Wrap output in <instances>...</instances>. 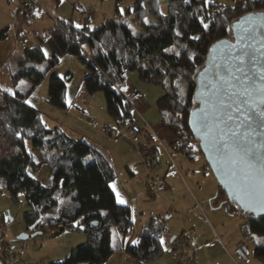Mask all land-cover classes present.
Segmentation results:
<instances>
[{"label": "trees", "instance_id": "1", "mask_svg": "<svg viewBox=\"0 0 264 264\" xmlns=\"http://www.w3.org/2000/svg\"><path fill=\"white\" fill-rule=\"evenodd\" d=\"M166 8V12H160L158 0H132L126 14L133 15L139 31H133L121 18H106L93 28H75L72 23L52 18L55 23L49 35L61 55L70 54L84 64L85 89L89 93L103 91L106 112L117 124L124 126L133 120L132 105L121 90L128 71H136L142 82L163 86L166 92L156 100L161 123L180 138L177 149L189 155L194 138L188 115L196 106V79L209 49L219 40L232 39V24L240 16L264 12V0H237L227 6L205 0H168ZM147 17L153 21L146 22ZM7 30V26L0 28V40L6 38ZM45 58L40 45L26 48L12 78L25 79L28 90L11 93L0 87V179L14 200L23 195L26 231L48 227L52 234L77 230L84 235V242L71 248L65 258L47 264H103L113 252L111 230L127 235L133 225L132 210L128 204L117 203L110 187L116 174L107 158L82 138L70 136L58 126H47L40 110L28 102L59 55L52 53L43 67ZM58 82L61 84L51 82L48 102L66 108L65 86ZM31 149L49 168L47 184L27 171L37 163ZM154 150L153 146L150 156ZM198 151L201 154L199 146ZM213 199L214 204L220 200V206L229 213L240 212L244 217L240 224L244 240L238 242V252H245L246 240L264 236V215L242 211L218 187ZM147 226L150 229L135 242L124 241L122 245L136 264L159 257L164 251L160 243L164 226L155 227L153 218ZM253 253L264 263V244H257Z\"/></svg>", "mask_w": 264, "mask_h": 264}, {"label": "rangeland", "instance_id": "2", "mask_svg": "<svg viewBox=\"0 0 264 264\" xmlns=\"http://www.w3.org/2000/svg\"><path fill=\"white\" fill-rule=\"evenodd\" d=\"M236 1L205 0L206 3L223 6L232 5ZM24 2L0 0V28H8L6 38L0 40V87L11 93L15 90H28L29 84L25 79L13 81L12 78V74L19 68V58L26 48L40 45L47 51L48 56L43 62V67L48 65L52 53L59 55L55 66L45 73L27 100L40 110L42 120L47 126L59 128L61 125L65 133L87 141L112 163L116 174L112 181L116 198L119 193L120 198L126 202L124 204L131 207L133 225L125 236L115 228L111 230L113 252L103 264H136L134 258L124 252L122 245L124 241L135 242L142 232L149 230L147 222L151 218L155 227L164 226L168 238L177 240L182 236L188 244L184 248L196 250V264H202L201 262L206 260L208 264H264L253 253L257 244H264V236L246 240L245 252L237 251L238 242L244 240L240 230L244 217L240 212L229 213L220 206V200L214 204L213 198L218 183L198 151V141L190 140L193 150L189 156L177 149V145L172 142L173 138L170 145H166L158 135L163 151L160 150L159 163H153L150 156L152 142L150 150L143 154L138 152L128 137L116 136L119 129H123V125L117 124L107 114L103 91L89 93L85 89L82 79L87 68L76 57L70 54L61 55L49 35V30L55 23L52 18L72 23L75 28L77 24L93 28L106 18H121L133 31H139L140 27L132 21L133 15L126 14L132 0H36L33 8L25 6ZM167 2L168 0H158L160 12H166ZM145 21H153V18L147 17ZM125 78L126 82L124 81V87L121 88L124 96L130 98L128 91L134 90L138 99L145 98L152 109L156 106V100L166 92L161 85L140 81L136 71H128ZM56 80L65 86L66 108H59L48 102L50 84ZM133 105L135 112L136 107L134 103ZM32 151L37 163L34 167H28L27 171L32 177L47 184L49 168L46 164H41L38 154L35 150ZM2 153L0 150V154ZM167 184L169 187L165 186ZM205 200L210 203L209 212L206 211ZM26 209L23 195L19 194L14 200L0 179L2 261L4 258L8 264L59 261L69 254L71 248L84 242L85 237L80 231L63 230L52 234L48 227H43L34 236L21 239L22 234L31 233L26 231L23 220V212ZM209 229L220 236L222 245L218 243V248L206 253L197 246L207 244L208 233L213 235ZM175 240L172 241L173 250H164L159 257L140 264H181L182 250L174 245Z\"/></svg>", "mask_w": 264, "mask_h": 264}, {"label": "snow or ice", "instance_id": "3", "mask_svg": "<svg viewBox=\"0 0 264 264\" xmlns=\"http://www.w3.org/2000/svg\"><path fill=\"white\" fill-rule=\"evenodd\" d=\"M242 19L245 27L237 32V36L244 42L254 38L258 25L254 17ZM203 27L207 30L208 25ZM44 55L48 56L46 50ZM229 56L231 67L226 73L208 74L209 79L204 85L208 94L202 93V106L192 113L190 123L210 145L240 199L253 211H264V153L259 151V130L264 129V72L255 70L256 57L248 46L238 48ZM111 187L115 191V186ZM117 203H126L119 193ZM160 243H164L162 237Z\"/></svg>", "mask_w": 264, "mask_h": 264}, {"label": "water", "instance_id": "4", "mask_svg": "<svg viewBox=\"0 0 264 264\" xmlns=\"http://www.w3.org/2000/svg\"><path fill=\"white\" fill-rule=\"evenodd\" d=\"M246 16L254 17L258 26L256 32L254 33V38H249L242 42L238 38L237 32L245 27L242 18ZM238 25L240 26L239 28L237 27ZM245 46H248V50L256 57L257 63L255 65V70L257 72H264V12H249L243 14L232 24V39L225 38L219 40L210 47L208 55L203 64V68L197 75L196 88L193 93V99L196 103V106L190 111L188 115V127L193 138L198 141L201 154L204 157L207 166L214 175L218 183V188H221L222 192L226 196V199L235 202L242 211L251 213L255 216H261L264 215V211H253L249 205H246L245 202L240 199L239 193L236 191L226 172L218 162L215 153L211 150L210 145H207V142L201 138V133L193 130V125L190 123V121L193 119L192 113L199 111L200 107L202 106L200 104L202 93L205 95L208 94V90L204 87L209 79L208 74L212 72L226 73L231 67L229 53L235 54L238 48ZM215 65H221L222 67L217 68ZM259 132L261 137L259 142V151L264 153V129H260ZM37 233H39V231L24 233L20 236V238L24 239L29 236H34ZM0 264H2L1 260Z\"/></svg>", "mask_w": 264, "mask_h": 264}, {"label": "crops", "instance_id": "5", "mask_svg": "<svg viewBox=\"0 0 264 264\" xmlns=\"http://www.w3.org/2000/svg\"><path fill=\"white\" fill-rule=\"evenodd\" d=\"M125 77H126V74H125ZM124 81L126 82V78L124 79ZM124 82V83H125ZM123 83V85H124ZM124 86H122L123 88ZM127 90H129L127 87H126ZM123 91V90H122ZM123 93V92H122ZM124 95V94H123ZM128 95H130V98L126 97L130 104L133 105V103L135 104V107L134 110L135 112L133 111V120L137 123H139L140 125H143V119L144 118L146 121H148V123L151 124V126L155 129V131L157 132V134L161 137V139L163 141H165L164 143L166 145H170V141L172 140V138L175 137V134L173 132L172 129L168 128V127H165L164 125H162L161 123V120H160V115H159V112H158V109L157 107L155 106L154 109H152V106H150V104L146 101L145 98H140V100L138 99V96L134 93V90L132 91H128ZM137 99V100H135ZM134 106V105H133ZM155 110V111H154ZM142 117V118H141ZM110 122H113V121H110ZM115 122V121H114ZM59 128H61V125H59ZM120 131H118V133L116 134V136H124V137H127L125 132H124V126H123V129H119ZM123 130V131H122ZM105 133V132H104ZM106 134V133H105ZM107 136V135H106ZM109 137V136H107ZM76 138V137H75ZM86 139V138H85ZM155 147V154H153L152 156V159H153V163L154 162H157L159 163V160H160V150L163 151V149H161L160 145L156 142V141H153L152 142V147ZM160 148V149H159ZM139 154V153H138ZM114 157H115V154H113ZM140 155V154H139ZM107 158V157H106ZM108 160V158H107ZM109 161V160H108ZM110 162V161H109ZM151 163V164H153ZM112 165V163H111ZM183 179V178H182ZM181 181V179H179ZM169 184L165 185L166 187H169L168 186ZM112 186V181L110 183V187ZM111 189L113 190V188L111 187ZM115 193V191H113ZM116 196V194H115ZM196 200V198H195ZM196 203L199 205L198 201L196 200ZM205 204V208L207 212L208 211V206L210 203H207L206 200L204 202ZM129 205V204H128ZM222 207V206H221ZM161 215V214H160ZM209 228V227H208ZM212 229V228H211ZM210 230V229H209ZM211 231V230H210ZM211 233L213 235H211L210 233H208V239L209 240H206L208 242H206L207 244H201L199 246H197V248L200 250L201 248L203 249V251H205L206 253H211L214 249L218 248V243L221 244L220 242V236L214 231L212 230ZM206 237V236H205ZM162 238L164 240V250H173L172 248V241L174 238H168V236L165 234V232L163 233L162 235ZM218 238V239H217ZM194 242H196V240L193 239ZM222 245V244H221ZM224 248V247H223ZM225 249V248H224ZM163 254V253H162ZM194 258H195V262L197 261V257H196V250H194ZM202 264H208L209 262L206 260V261H202L201 262Z\"/></svg>", "mask_w": 264, "mask_h": 264}, {"label": "built area", "instance_id": "6", "mask_svg": "<svg viewBox=\"0 0 264 264\" xmlns=\"http://www.w3.org/2000/svg\"><path fill=\"white\" fill-rule=\"evenodd\" d=\"M24 1H25L24 5L27 7L33 8L36 5V0H24ZM143 125L144 126H141L134 120H130L125 123L124 129L126 136L132 142L134 147L138 149V152L145 154L150 150L149 148L151 142L156 141L160 145V147H162V142L155 129L145 119ZM172 142L178 145L180 139L174 137ZM174 240L175 239H173V241ZM174 245H176L178 249L181 248L182 250L181 264H196L194 258V249L184 248V246L188 244L185 242V239L182 238V236H180L177 240H175ZM1 262L2 264H8L5 258L4 261L1 260ZM47 263L48 262H46L45 260H41L38 261L36 264H47Z\"/></svg>", "mask_w": 264, "mask_h": 264}]
</instances>
